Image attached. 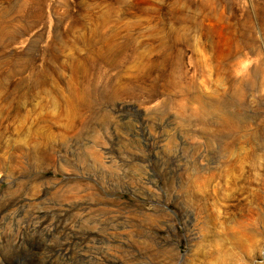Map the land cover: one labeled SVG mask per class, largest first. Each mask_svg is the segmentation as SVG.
<instances>
[{
	"label": "rangeland",
	"instance_id": "obj_1",
	"mask_svg": "<svg viewBox=\"0 0 264 264\" xmlns=\"http://www.w3.org/2000/svg\"><path fill=\"white\" fill-rule=\"evenodd\" d=\"M0 264H264V0H0Z\"/></svg>",
	"mask_w": 264,
	"mask_h": 264
},
{
	"label": "bare ground",
	"instance_id": "obj_2",
	"mask_svg": "<svg viewBox=\"0 0 264 264\" xmlns=\"http://www.w3.org/2000/svg\"><path fill=\"white\" fill-rule=\"evenodd\" d=\"M204 207V206H203ZM47 232V231H46ZM47 235H48V233H47Z\"/></svg>",
	"mask_w": 264,
	"mask_h": 264
}]
</instances>
